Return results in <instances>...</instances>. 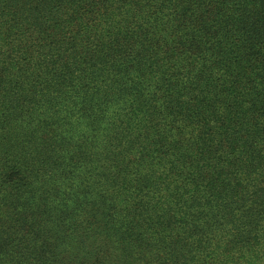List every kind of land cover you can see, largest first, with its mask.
Returning <instances> with one entry per match:
<instances>
[{"label": "trees", "instance_id": "obj_1", "mask_svg": "<svg viewBox=\"0 0 264 264\" xmlns=\"http://www.w3.org/2000/svg\"><path fill=\"white\" fill-rule=\"evenodd\" d=\"M0 264H264V0H0Z\"/></svg>", "mask_w": 264, "mask_h": 264}]
</instances>
